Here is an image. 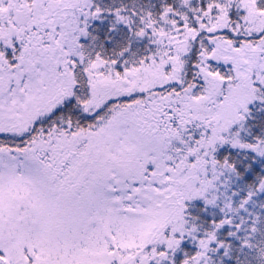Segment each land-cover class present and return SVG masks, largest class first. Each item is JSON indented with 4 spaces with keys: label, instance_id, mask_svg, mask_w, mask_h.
<instances>
[{
    "label": "snow or ice",
    "instance_id": "6c2138e0",
    "mask_svg": "<svg viewBox=\"0 0 264 264\" xmlns=\"http://www.w3.org/2000/svg\"><path fill=\"white\" fill-rule=\"evenodd\" d=\"M0 264H264V0H0Z\"/></svg>",
    "mask_w": 264,
    "mask_h": 264
}]
</instances>
